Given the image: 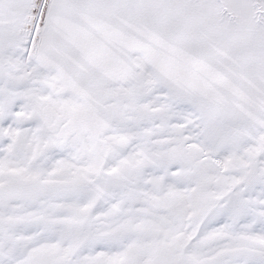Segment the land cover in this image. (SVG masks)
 <instances>
[{
  "label": "snow or ice",
  "instance_id": "snow-or-ice-1",
  "mask_svg": "<svg viewBox=\"0 0 264 264\" xmlns=\"http://www.w3.org/2000/svg\"><path fill=\"white\" fill-rule=\"evenodd\" d=\"M0 264H264V0H0Z\"/></svg>",
  "mask_w": 264,
  "mask_h": 264
}]
</instances>
